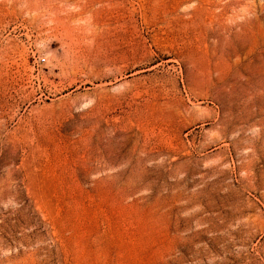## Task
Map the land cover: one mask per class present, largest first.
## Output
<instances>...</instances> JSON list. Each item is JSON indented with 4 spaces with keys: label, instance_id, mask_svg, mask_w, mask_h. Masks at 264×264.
<instances>
[{
    "label": "rangeland",
    "instance_id": "374dc122",
    "mask_svg": "<svg viewBox=\"0 0 264 264\" xmlns=\"http://www.w3.org/2000/svg\"><path fill=\"white\" fill-rule=\"evenodd\" d=\"M0 264H264V0H0Z\"/></svg>",
    "mask_w": 264,
    "mask_h": 264
}]
</instances>
